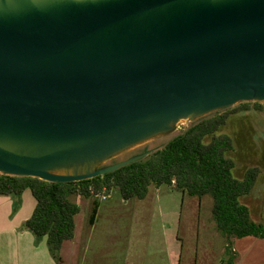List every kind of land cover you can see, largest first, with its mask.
I'll return each instance as SVG.
<instances>
[{"label":"water","instance_id":"obj_1","mask_svg":"<svg viewBox=\"0 0 264 264\" xmlns=\"http://www.w3.org/2000/svg\"><path fill=\"white\" fill-rule=\"evenodd\" d=\"M249 101L264 102V0H0V173L92 179Z\"/></svg>","mask_w":264,"mask_h":264},{"label":"trees","instance_id":"obj_2","mask_svg":"<svg viewBox=\"0 0 264 264\" xmlns=\"http://www.w3.org/2000/svg\"><path fill=\"white\" fill-rule=\"evenodd\" d=\"M264 112V103L241 102L212 112L188 124L168 143L142 159L92 179L50 182L32 176L0 173V196L20 195L30 190L37 204L24 226L37 236H46L53 257L62 259L66 241L75 237L76 216L80 206L72 197L108 195L117 188L123 199H144L151 185H170L192 197L213 198L212 215L219 232L227 239L256 237L264 240V224L252 217L244 198L250 195L262 175L261 165H250L237 174L236 146L244 152L247 112ZM239 114H243L239 117ZM243 121V122H242ZM234 122V123H233ZM231 124L232 133L223 132ZM238 124V125H237ZM241 153V152H240ZM97 214L95 206L90 222Z\"/></svg>","mask_w":264,"mask_h":264},{"label":"rangeland","instance_id":"obj_3","mask_svg":"<svg viewBox=\"0 0 264 264\" xmlns=\"http://www.w3.org/2000/svg\"><path fill=\"white\" fill-rule=\"evenodd\" d=\"M243 121L245 124H237L236 129L243 130L247 135L242 149L244 152L238 143L234 153L237 174L242 175L250 165L260 164L262 175L255 190L259 192L264 190V112H247L243 115ZM189 123L118 153L101 166L126 160L144 149L162 148ZM234 128L229 124L223 132L232 135L230 131ZM108 196V199L102 196L72 197L81 209L76 216V228L79 234L82 231L86 233L84 239L89 235L95 204L108 209L106 220H100L103 223L101 234L106 235L105 243H100V240L103 241L100 232L92 241L85 240L89 246V256L95 250V254L112 257L111 264H264L263 239L229 240L218 231L212 215L213 198L210 195L192 197L165 184L151 185L144 199L125 200L117 188ZM248 201L254 203L251 198ZM259 201L264 205V192ZM174 251L176 253L173 254Z\"/></svg>","mask_w":264,"mask_h":264},{"label":"crops","instance_id":"obj_4","mask_svg":"<svg viewBox=\"0 0 264 264\" xmlns=\"http://www.w3.org/2000/svg\"><path fill=\"white\" fill-rule=\"evenodd\" d=\"M242 115L239 114V117ZM256 188L244 198V202L250 207L253 219L264 224V205L259 201L264 190L256 192ZM248 198L254 200V203L248 201ZM36 204L37 201L30 190L20 195L0 196V264H111L112 257L95 254V250L93 255L89 256V246L86 242L92 241L99 232L101 234L100 227L103 223L100 220L104 221L108 217L106 207L95 204L97 214L88 230L87 239H84L86 233L82 231L79 234L76 228L75 237L63 244L62 259L57 262L50 251L47 237H39L24 226L32 216ZM100 236L103 239L100 243L104 244L106 235Z\"/></svg>","mask_w":264,"mask_h":264},{"label":"bare ground","instance_id":"obj_5","mask_svg":"<svg viewBox=\"0 0 264 264\" xmlns=\"http://www.w3.org/2000/svg\"><path fill=\"white\" fill-rule=\"evenodd\" d=\"M189 122V120L188 119H182L178 124H177V128L180 126V125H182V124H186V123H188ZM138 145H140V144H138ZM135 146H137V145H135ZM134 147V146H133ZM57 173H60V174H65V173H68L66 170H61V171H58Z\"/></svg>","mask_w":264,"mask_h":264},{"label":"built area","instance_id":"obj_6","mask_svg":"<svg viewBox=\"0 0 264 264\" xmlns=\"http://www.w3.org/2000/svg\"><path fill=\"white\" fill-rule=\"evenodd\" d=\"M264 103V102H263ZM102 198L103 199H107L108 198V195H102Z\"/></svg>","mask_w":264,"mask_h":264}]
</instances>
